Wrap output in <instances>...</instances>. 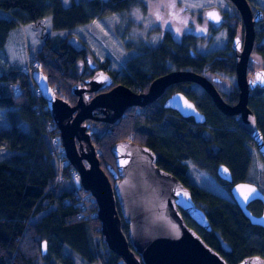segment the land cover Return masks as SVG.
Returning a JSON list of instances; mask_svg holds the SVG:
<instances>
[{"label":"trees","instance_id":"trees-1","mask_svg":"<svg viewBox=\"0 0 264 264\" xmlns=\"http://www.w3.org/2000/svg\"><path fill=\"white\" fill-rule=\"evenodd\" d=\"M138 6L143 8L139 0H72L67 7L61 0H0V54L5 53L8 38L15 29L27 25L35 28L40 44L30 59L38 63V70L46 75L56 95L71 105L75 102L71 88L88 80L92 73L90 64L107 72L116 84L136 93H145L152 80L171 71L233 74L229 66L232 59L221 61L214 54H197L191 50L195 40L187 34L179 42L167 34L157 47L143 45L137 54L126 59L121 75L108 69V60L95 64L87 49L76 48L69 42L71 31ZM45 18L50 19L53 33L66 36L60 39L42 33ZM23 65L0 61V109L4 110L2 118L6 121L0 127V264H75L76 258L82 264H121L101 243L99 222L93 216L95 207L90 194L71 182L73 170L68 171V180L55 182L57 163L43 122V117L49 116L46 109L45 115L40 114L45 103L33 91L30 77L22 71ZM176 92L194 103L205 116L204 124L195 125L191 119L164 109L165 99ZM227 98L226 102L234 104L236 89ZM248 106L264 138V89L252 92ZM94 126L91 141L96 150L104 153L98 159L111 183L113 180L106 172L107 166L114 168L111 148L124 141L144 145L154 152L160 169L189 189L192 201L205 214L211 231L197 226L180 210L185 224L207 246L227 264H238L254 255L264 258V227L251 225L232 199L205 190L189 178L186 161L213 176L227 190L240 182L261 181L264 185V169L256 171L255 167L252 151L255 145L238 128L234 118L216 109L199 86L175 84L150 105L127 109L113 125L99 122ZM220 165L229 169L231 184L217 178ZM84 198L90 205L85 211L80 205ZM248 209L260 215L262 204L253 202ZM126 228L122 221L124 233Z\"/></svg>","mask_w":264,"mask_h":264},{"label":"water","instance_id":"water-1","mask_svg":"<svg viewBox=\"0 0 264 264\" xmlns=\"http://www.w3.org/2000/svg\"><path fill=\"white\" fill-rule=\"evenodd\" d=\"M230 1L240 12L245 25L244 40L235 38L232 43L237 59L238 99L234 105L228 104L215 87L219 78L209 80L188 70L171 71L155 78L145 93L133 92L122 84L114 85L107 72L97 70L86 85L72 86L71 94L76 98L73 105L56 95L41 70L31 74L59 132L65 157L76 172L81 188L94 200L101 243L121 260V264H227L185 224L180 210L197 226L211 231L205 214L192 201L189 189L157 166L154 152L132 141L115 144L111 149L114 169L111 166L106 168L114 180L112 184L100 167L90 127L85 121L114 124L127 109L142 108L155 102L168 87L193 83L210 97L219 112L234 117L238 128L251 139L264 163V138L257 128L255 114L248 106L250 91L264 89V83L256 79L257 76L264 79V71H255L252 78L246 73L253 47V26L262 17V12L258 10L252 20L246 0ZM209 13L219 19L210 17ZM205 16L209 22L220 21L216 10H208ZM254 80L256 83H252ZM163 107L182 118H193L196 124L205 123V116L181 92L168 96ZM216 176L222 182H232L231 173L224 165L218 166ZM229 192L251 225L264 227V193L260 188L250 182H240L232 185ZM253 202L262 204L260 215H254L248 209ZM122 221L127 225L126 233L122 230ZM45 250L46 242L43 241L42 255ZM238 264H264V258L249 256Z\"/></svg>","mask_w":264,"mask_h":264},{"label":"rangeland","instance_id":"rangeland-1","mask_svg":"<svg viewBox=\"0 0 264 264\" xmlns=\"http://www.w3.org/2000/svg\"><path fill=\"white\" fill-rule=\"evenodd\" d=\"M72 0H61L67 7ZM78 1V0H76ZM143 5L135 7L130 12L112 14L96 19L88 27H81L71 31L69 42L76 48L88 50L90 59L95 64L109 61L108 69L117 75L124 73V64L127 58L138 53L143 45L153 48L163 41V37L170 35L173 41L179 42L185 34L195 32L192 37L195 46L191 49L199 55L221 53L224 48V33L220 27L212 26L206 32V26L201 22H195L191 16L194 13L203 14L207 8H226L222 0H139ZM255 5L264 10V0H251ZM264 25V20L260 27ZM260 27L257 29L259 30ZM42 33H48L54 38H63L66 33H53L50 30V19L45 18L41 23ZM32 30V32L30 31ZM38 31L31 26L15 29L8 38L7 53L0 54V61L22 66L25 56L31 57V53L39 46ZM256 46H259L256 45ZM18 48L23 57H19ZM249 62L250 69H264V59L257 53H252ZM169 67V66H167ZM222 82L219 86L226 96L236 86L235 77L228 74H217ZM207 76V75H206ZM194 91L199 88L192 87ZM4 110L0 109V127L6 125L2 118ZM95 126L92 125V129ZM99 157L104 153L96 150ZM256 161V171L264 169V163L256 149L252 150ZM188 166L190 180L197 186L218 194L227 199H232L229 190L219 183L217 179L205 171L197 170L190 161L185 162ZM260 190L264 191L261 181H254ZM75 264H82L77 258ZM98 264V263H95Z\"/></svg>","mask_w":264,"mask_h":264},{"label":"flooded vegetation","instance_id":"flooded-vegetation-1","mask_svg":"<svg viewBox=\"0 0 264 264\" xmlns=\"http://www.w3.org/2000/svg\"><path fill=\"white\" fill-rule=\"evenodd\" d=\"M223 3L225 4L226 8H224L223 10H221V7H210V8H207L206 10H204L203 14H198L197 17L194 13L191 14V16L194 18V21L197 23V22H201L203 23L205 26H206V32H208V30L212 29L211 27L212 26H217V27H220V31H223L224 33V40H225V44H224V48L223 50L221 51V53H214L212 52L214 55H215V59H218V60H231L230 61L231 63L229 64V66H231L233 68V76L235 77V68H236V63H237V59H236V54H235V51L232 47V43H233V40L235 38H238L239 40L243 41L244 40V21L241 17V14L240 12L238 11V9L236 8L235 5H233V3H231L230 0H222ZM248 5H249V8L251 10V19L254 20V16L255 14L257 13L258 10H260L262 12V17L259 18V20L257 22L254 23V39H253V47H252V50H251V53L249 55V58H248V62H247V69H246V73H247V76L248 78H252L253 75H254V72L257 71V70H263L264 69H253L251 70L250 69V66H249V62L251 60L250 56L252 53H257L259 54L263 59H264V25L260 27V24L262 23V21L264 20V10H262L261 8H259L257 5H255L251 0H246ZM208 10H216L218 13H219V16H220V21L218 23H212V22H209L205 16V13L208 11ZM260 27L259 30H257L258 28ZM196 33L193 32L191 34H187L188 36H192V35H195ZM179 41L180 38H179ZM259 46H256L258 45ZM213 54H208V55H213ZM90 69H91V76L93 75V73L97 70H99V68L96 66V65H93V64H90ZM92 66L94 68H92ZM205 70V69H204ZM217 74H223V73H215V74H211V73H203V74H200V75H203L205 76L207 79L209 80H213L215 78H219V81L217 83H215V87L217 88V90L219 91V86H220V83L222 82L221 78L217 75ZM207 75V76H206ZM91 76L89 78H91ZM88 78V79H89ZM113 80V79H112ZM87 81V80H86ZM86 81L84 84H80V85H86ZM235 82H236V79H235ZM236 84V83H235ZM114 85H116V83L114 82ZM236 89V99H235V103L237 102V97H238V91H237V86L234 87L233 90ZM256 89H260V88H255L254 90L250 91L249 93V98H250V95L252 94L253 91H255ZM105 90H108V89H105ZM103 90V91H105ZM263 90V89H261ZM219 93L222 96V98L225 100V101H228V98L227 96L220 90ZM94 94H91V97L94 96ZM168 98V97H167ZM166 98V99H167ZM210 98V97H209ZM165 99V100H166ZM75 101H76V98H75ZM249 102V100H248ZM75 103V102H74ZM228 103V102H227ZM234 103V104H235ZM164 104V103H163ZM214 104V103H213ZM230 104V103H228ZM234 104H230V105H234ZM150 105V104H149ZM215 106V105H214ZM138 108V107H137ZM143 108V107H142ZM217 109V108H216ZM221 113V112H220ZM125 114V113H124ZM123 114V115H124ZM177 114V113H176ZM222 114V113H221ZM97 115L101 116L100 112H97ZM181 117V116H180ZM182 118V117H181ZM231 118H234V117H231ZM183 119H191L193 122V118H183ZM117 122V121H116ZM86 124L89 125V130L91 132V138H92V135L94 133V129H92V125H95L96 123H99V122H93V121H85ZM101 123V122H100ZM107 124V123H105ZM195 125H202V124H196L194 122ZM109 125H113V124H109ZM93 144V143H92ZM95 147V146H94ZM112 149V148H111ZM112 154V153H111ZM97 157H98V154H97ZM100 163V162H99ZM101 167V166H100ZM107 168V167H106ZM114 169V168H113ZM106 172H107V169H106ZM108 173V172H107ZM106 174V173H105ZM109 174V173H108ZM111 177V176H110ZM113 180V179H112ZM110 181V180H109ZM114 183V180L112 182V184ZM233 185V184H232ZM231 185V186H232Z\"/></svg>","mask_w":264,"mask_h":264},{"label":"built area","instance_id":"built-area-1","mask_svg":"<svg viewBox=\"0 0 264 264\" xmlns=\"http://www.w3.org/2000/svg\"><path fill=\"white\" fill-rule=\"evenodd\" d=\"M36 69H38V63L36 61H32L29 57H26L24 65L22 67V71L24 73H26L31 79V74ZM31 84H32V88H33V91L35 92L36 96L40 97L39 91H38L37 87L35 86L34 82L32 81V79H31ZM37 100L40 104L41 102H40L39 98H37ZM42 107H44V108H42V111L40 112V114H44V109H46V111H47L46 105L42 106ZM47 113H48V111H47ZM48 116H49V118L43 117V122H44L45 130H46V134L48 137L49 146L51 148V154L57 163L58 172H57V177H56L55 182H62L64 180H68V177H67L68 171H72V169L69 167L68 161L65 158L64 149L62 147L61 140L59 137V133L56 129V125H55L54 121L51 119L49 113H48ZM70 179H71V182L73 183V185L75 186L77 183V180H78V176L74 171L71 174ZM91 200H92L93 205L95 207V203H94V200L92 197H91ZM86 202H87V198L80 200V205H81V208L83 211H85L87 209V207L90 206L89 204H86ZM95 215H96V208H95V214L93 216H95Z\"/></svg>","mask_w":264,"mask_h":264},{"label":"snow or ice","instance_id":"snow-or-ice-1","mask_svg":"<svg viewBox=\"0 0 264 264\" xmlns=\"http://www.w3.org/2000/svg\"><path fill=\"white\" fill-rule=\"evenodd\" d=\"M209 16L216 19V20L219 19V17L216 16L214 13H209ZM256 79L259 80L261 83H264V79H262L260 76H257ZM252 83H256V81L254 80V81H252ZM188 107H191V105H188ZM225 171H227V169H225ZM251 191L254 192L255 189H252ZM245 199H247V197H245Z\"/></svg>","mask_w":264,"mask_h":264},{"label":"crops","instance_id":"crops-1","mask_svg":"<svg viewBox=\"0 0 264 264\" xmlns=\"http://www.w3.org/2000/svg\"><path fill=\"white\" fill-rule=\"evenodd\" d=\"M30 31L32 32V30H30ZM7 44H8V42H7ZM7 44L5 46V53H7V51H6ZM18 51H19V57H23L24 55L22 54V51L20 50V48H18Z\"/></svg>","mask_w":264,"mask_h":264}]
</instances>
